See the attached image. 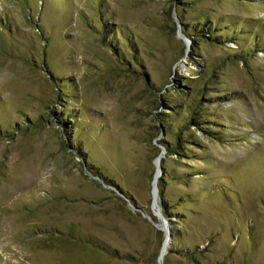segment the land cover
Segmentation results:
<instances>
[{"label": "rangeland", "instance_id": "1", "mask_svg": "<svg viewBox=\"0 0 264 264\" xmlns=\"http://www.w3.org/2000/svg\"><path fill=\"white\" fill-rule=\"evenodd\" d=\"M0 264H264V0H0Z\"/></svg>", "mask_w": 264, "mask_h": 264}, {"label": "water", "instance_id": "2", "mask_svg": "<svg viewBox=\"0 0 264 264\" xmlns=\"http://www.w3.org/2000/svg\"><path fill=\"white\" fill-rule=\"evenodd\" d=\"M189 45V42H187ZM160 158L158 159V174L155 177V181H154V209H156L157 211H155V213L161 218L162 220V226L164 228H166L167 230L165 231V235H166V239L164 242H167V244H171L172 242V228H171V224L170 221L168 219H166L163 214L161 213V208H159L157 200H158V195H159V189H158V176L160 175L161 171H160ZM150 219V217H148ZM165 244V243H164ZM167 253V252H166ZM163 258V252L161 251V255H160V260Z\"/></svg>", "mask_w": 264, "mask_h": 264}, {"label": "trees", "instance_id": "3", "mask_svg": "<svg viewBox=\"0 0 264 264\" xmlns=\"http://www.w3.org/2000/svg\"><path fill=\"white\" fill-rule=\"evenodd\" d=\"M180 139L177 137L176 139V143H179ZM75 148H79L78 145L74 144L73 145ZM81 155L83 156V158L85 157L84 154L81 153ZM167 174H165L164 176H166ZM162 194V192H161ZM163 197V196H162ZM161 208H162V211H163V214L165 215V217L170 221V215H169V207H168V204L166 202V200L164 198H161Z\"/></svg>", "mask_w": 264, "mask_h": 264}, {"label": "bare ground", "instance_id": "4", "mask_svg": "<svg viewBox=\"0 0 264 264\" xmlns=\"http://www.w3.org/2000/svg\"><path fill=\"white\" fill-rule=\"evenodd\" d=\"M167 230V229H166ZM165 244H164V249H163V256L166 254V252L168 253V249H169V245L170 244H167V242H164ZM167 255V254H166ZM162 260H163V258H162Z\"/></svg>", "mask_w": 264, "mask_h": 264}]
</instances>
